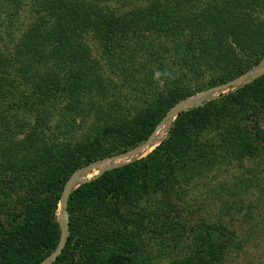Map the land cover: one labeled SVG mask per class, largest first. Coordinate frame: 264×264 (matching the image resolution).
Here are the masks:
<instances>
[{"label": "trees", "instance_id": "16d2710c", "mask_svg": "<svg viewBox=\"0 0 264 264\" xmlns=\"http://www.w3.org/2000/svg\"><path fill=\"white\" fill-rule=\"evenodd\" d=\"M126 2L31 1L27 30L22 33L14 23L9 27L7 38L19 32L21 36L12 53L0 50V211H19L15 219L19 231L9 235L17 239L19 264H42L57 249L61 233L56 212L75 169L139 146L179 100L240 78L264 59V0H153L146 7L122 13L111 7ZM25 5V1L0 0V9L10 8L17 14ZM90 36L110 73L92 57L87 44ZM263 87L264 75L182 113L169 137L146 158L79 187L69 200L70 236L55 264L66 263L72 255L77 258L72 264H140L141 259L146 264L140 253L146 240L142 231H156L150 226L159 219L156 211L150 224L144 219L135 222L141 230L134 231L128 241L135 250L132 259L118 253L120 243L114 244L110 236L88 242L75 215L80 203L97 209L108 199L128 196L137 201L140 213V202L146 195H155L160 175L177 183L179 177L200 173L214 155L218 158L217 153L225 154L214 151L210 141L203 144L212 129H218L225 150L240 154L238 134L246 129L241 122L249 110L248 99ZM60 103L64 106H59L60 120L53 134H62L63 142L51 137V104ZM18 104L25 106L29 116L34 114L33 123L9 125L7 115ZM68 135H80L73 149ZM74 151L80 157L72 162ZM169 190L166 187L164 193ZM217 191L212 190L221 203L218 220L196 224L207 232L202 236L200 264H219L228 251L241 249L243 242L233 222L253 219L251 204L239 200V190L224 182ZM163 202L170 207L163 217L171 242L167 248H179L175 232L188 222L175 204ZM107 226L122 229L124 235L130 229L121 227L113 216ZM189 262L187 258L169 264Z\"/></svg>", "mask_w": 264, "mask_h": 264}, {"label": "rangeland", "instance_id": "374dc122", "mask_svg": "<svg viewBox=\"0 0 264 264\" xmlns=\"http://www.w3.org/2000/svg\"><path fill=\"white\" fill-rule=\"evenodd\" d=\"M6 1L26 2L23 10L18 14L10 8L0 9V50L12 53L14 49L13 46L18 41V36H21V32L24 33L27 30L30 23L33 12L31 1L40 0ZM114 1H129L124 5L117 3L111 6L113 10L118 13H122L132 11L139 7H146L149 5V1L153 0ZM11 23L17 25L22 31L19 32L18 36L15 34L13 36H8L7 38V33ZM87 44L89 48L92 49V57L98 61L100 66L105 71L110 73V70L106 65V58L101 50L98 49L99 45L97 46L96 41L93 40L91 36L87 39ZM257 69H264V59L259 63V65L249 70L246 74ZM252 82L253 81H250L233 88L216 92L213 94V97L207 99L200 100L198 99V96L208 89L217 88L225 84L207 88L206 90L179 100L170 110L178 106L180 103L185 102L186 106L184 110L173 116L170 120H166L165 123L161 125L165 119L164 118L144 143L127 152L108 156L103 159H96L87 165H83L82 167L75 169L66 181L63 191L68 181L74 176H78L81 181L74 185L72 194L82 185L100 177V169L88 168L89 166L102 162L105 159L119 156L121 154H127L132 150L141 149L138 154H129L126 158L111 162L109 165L116 166L115 168L109 170L112 171L146 158L156 149V147L169 137L176 120L182 113L202 107L208 102L219 99L221 96L227 95L231 92H235L241 87ZM248 102L249 110L245 119L241 122L242 125H245L246 129H243V131L238 134L242 139L241 147L238 150L241 152L240 154L237 155L236 153H230L225 150L224 142H221V138L219 139V136L217 137L218 129L217 131L212 129L210 133L202 139L203 144H205V141H210L213 147L216 146L214 151L224 152L225 154L220 156L219 154L221 153H217L218 158L214 155L212 162L206 163L200 173L195 174V176H191L192 174H189L187 178L179 177L177 183L168 181L166 177H162L160 175L159 180L157 179L155 182L156 186L153 188L155 195L152 197L146 195L140 202V205H142V211L140 213H137L135 208L137 201L128 196L122 198L121 200L108 199L105 203H101L97 206L95 205L97 209L88 203L81 202L78 210L75 212V215L78 218V228L84 233L88 242L94 244V242L104 240L106 236H110L114 244L118 245L120 243L119 247L122 250L118 251V253L132 258V253L135 252V250L132 249L128 241L134 231L140 232L141 230L135 222L139 219H144L145 222L150 224L149 219L156 211L157 216L159 214V219L156 217L157 220L150 224V226L156 227V231L154 233H149L150 231L148 229H144V231H142V237L146 238L142 244L143 246L140 248L141 257H145V260L143 261L146 264H169L172 261H182L188 258L190 259L189 264H200L199 260L203 254L202 247L205 245L202 241V236H204L207 232L205 229H201L199 227L196 228V224H198L197 221L200 220H207L208 223L218 220V214L221 212V203L215 198L216 194H214L212 190L217 189L219 191L221 184L225 182L229 188L239 190L241 192L239 198L240 201L246 205L251 204L253 209V219L250 221H244V219L234 220L233 228L237 230L238 236L243 242V246H241V249L239 247V249L236 248L235 252L228 251L222 262L219 264H264V89L253 92L250 95ZM62 103H60L61 105L51 104L54 106L51 109V118L53 119L52 124L50 123L53 128V130H51L53 131L51 133V137L60 138L59 142H63L65 137H62V134H59L58 136L53 133L56 132L54 127L60 120L61 110L59 106H64ZM47 105L49 106V103ZM32 109L33 113H35L34 106ZM2 110L3 108L0 106V111ZM7 116L11 119L8 121L9 125L11 122L13 125L16 124L18 126L24 125L27 121H32L33 123L34 119L32 118L34 114L30 115V117L23 104H18V106L16 105L14 109L9 111ZM153 134L156 136L155 143L150 146L143 147ZM79 136L80 135H68L67 141L68 143L70 142L69 145L72 149V144L77 141ZM72 155L76 156L72 159V162L78 161L77 158L80 157L79 152L76 153L74 151ZM151 184H153V182H151ZM166 187L170 189L168 193H164ZM63 191L61 193L56 212V222L59 225L60 233V223L65 220V216L61 211V198ZM163 201H170L172 204H175L176 210H179L180 215H183L184 219L188 222L187 224L183 223L181 228L177 229L175 232L177 233V238L180 240L179 243H181L179 248L174 246V249L167 248L168 243L171 242L166 238L167 235L163 226V217L165 209H169L170 207L165 205ZM68 207L69 202L67 210ZM19 215V211H0V264H19V261L22 258L19 256V252H16L19 251L17 245H15L17 239L9 238L11 232L15 233L19 231L17 224L15 223V219ZM92 215H94V218L93 220H90ZM111 216H113V219L121 227L129 225L128 227L130 229L125 233V235L123 234L124 231L122 229H110L107 226V222ZM70 217L71 216L68 210L67 219L69 220V236ZM224 220L230 221L229 218H225ZM43 223L46 222L44 221ZM124 243L125 246H123ZM53 254L54 252L47 259H49ZM57 260L52 264H55ZM75 261H77V258L75 255H72L66 263L59 264H72ZM140 264H142V259L140 260Z\"/></svg>", "mask_w": 264, "mask_h": 264}, {"label": "water", "instance_id": "95a60500", "mask_svg": "<svg viewBox=\"0 0 264 264\" xmlns=\"http://www.w3.org/2000/svg\"><path fill=\"white\" fill-rule=\"evenodd\" d=\"M263 75H264V69H260V70L257 69L255 71H252V72H250V73H248V74H246L240 78H237V79H235V80H233V81H231L225 85H222V86L217 87V88L216 87L211 88V89L204 91L203 93H201L198 96V99L202 100V99H207V98L213 97V94L216 92L223 91V90L228 89V88H233V87L239 86L243 83H248L250 81H254L257 78L262 77ZM196 100H197V98H196ZM185 106H186L185 102L184 103L182 102L178 106H176L172 110H170L168 112V114L166 115V117H165V119L161 125H163L166 120H170L173 116H175L176 114H178L179 112L184 110ZM155 137H156L155 134H153L149 138V140L143 145V147L150 146L153 143H155ZM139 151H141V149L140 150H132L127 154H121L119 156H115L112 158L105 159L102 162H99V163H96L94 165L89 166L88 169H95V168L100 169L101 171H100L99 176H102L105 172H108L109 170L116 167L115 165H113V166L109 165L111 162L116 161L118 159L126 158L127 155H129V154H138ZM79 181H81V179L78 176H74L68 181V183L66 184V186L64 188L62 198H61V211H62L63 215L65 216V220L60 223V226H61L60 242H59L57 249L54 251V254L42 264H52L53 262H55L58 259V257L61 255L63 249L65 248V246L67 244V241L69 238V220L67 219V217H68L67 206H68L70 196L72 194V189H73L74 185L77 184Z\"/></svg>", "mask_w": 264, "mask_h": 264}]
</instances>
